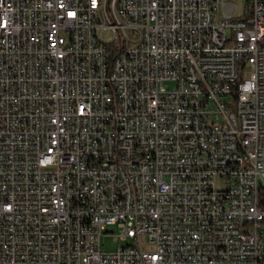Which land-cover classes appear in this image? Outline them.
<instances>
[{"label": "built area", "instance_id": "obj_1", "mask_svg": "<svg viewBox=\"0 0 264 264\" xmlns=\"http://www.w3.org/2000/svg\"><path fill=\"white\" fill-rule=\"evenodd\" d=\"M233 2L0 0V264H264V0Z\"/></svg>", "mask_w": 264, "mask_h": 264}, {"label": "bare ground", "instance_id": "obj_2", "mask_svg": "<svg viewBox=\"0 0 264 264\" xmlns=\"http://www.w3.org/2000/svg\"><path fill=\"white\" fill-rule=\"evenodd\" d=\"M122 0H113V3H121ZM107 0H98V9H106ZM234 10L233 0H225V7H222V14H230Z\"/></svg>", "mask_w": 264, "mask_h": 264}, {"label": "rangeland", "instance_id": "obj_3", "mask_svg": "<svg viewBox=\"0 0 264 264\" xmlns=\"http://www.w3.org/2000/svg\"><path fill=\"white\" fill-rule=\"evenodd\" d=\"M167 87H169V85H167ZM107 230L110 231L111 228L108 227ZM101 243H102V246H103V250L106 251V252H113L118 246V243H116V242H114L112 240V236L111 235L103 236L101 238Z\"/></svg>", "mask_w": 264, "mask_h": 264}]
</instances>
